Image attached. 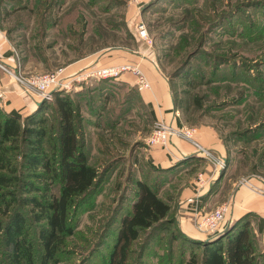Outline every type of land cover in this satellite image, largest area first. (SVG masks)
<instances>
[{
  "label": "rangeland",
  "instance_id": "1",
  "mask_svg": "<svg viewBox=\"0 0 264 264\" xmlns=\"http://www.w3.org/2000/svg\"><path fill=\"white\" fill-rule=\"evenodd\" d=\"M47 1L4 0L9 7H26L0 16V23L9 33L17 59L14 70L20 66L19 72L26 78L65 68L79 57L99 50L128 48L143 54L151 52L159 67H163L166 75L172 76L179 92L188 88L184 86V80L173 77L184 65L192 77H195V71L205 74L206 80L212 77L215 80L198 90L204 107L189 116L180 112V117L183 120L192 117L194 127L197 124L215 127L220 138L227 143L233 160L225 168L227 180L232 178L255 183L253 179H258L260 186L257 187L264 188V164L260 163L264 157V136L244 143L234 134L248 127L264 126V0H156L151 5L148 3L153 0H57L49 13L45 10ZM60 1L64 3L61 6ZM132 9L133 15L130 13ZM224 10L227 13L221 17ZM48 19L57 21V26L49 28L47 36L43 37L42 23L46 24ZM138 21L146 25L152 43L138 34ZM84 24L87 25L86 32ZM202 39L203 46L199 48ZM3 71L8 73L0 66V74ZM120 76H91L74 83L69 92H78L85 84L94 85L101 79L117 81ZM127 95L132 101L130 104L123 103ZM117 98L112 104L114 112L111 105L105 122H99L87 109L83 110L85 119L81 125L86 133L90 163L103 170L106 161L121 156L125 158L108 170L95 193L75 210L76 237L59 264H107L119 222L105 234V224L99 223L102 208L111 205V199L121 194L115 190L118 178L122 176V181H125L132 175L137 180L147 171L144 153L155 119L151 118L149 107L131 91L122 90ZM132 107L134 110L131 111ZM53 113L51 109L49 115ZM121 118L124 119L118 126L106 130L108 124ZM119 138L126 142V148L118 145ZM111 139L113 144H110ZM109 146L112 149L116 147L113 151L117 153L113 157L104 153ZM242 150L247 153L244 158L238 156ZM141 158L142 165L139 163ZM134 183L131 181L129 186L134 187ZM125 194L128 199L124 206L130 210L134 194L130 190ZM173 205L176 212L178 203ZM171 233L174 235L177 230L163 229L153 236L143 234L135 245L133 264H163V256L171 247H174L173 264L189 261L192 253L189 244L182 239L174 241ZM257 245L260 250L264 248L263 239L261 242L258 239Z\"/></svg>",
  "mask_w": 264,
  "mask_h": 264
},
{
  "label": "trees",
  "instance_id": "2",
  "mask_svg": "<svg viewBox=\"0 0 264 264\" xmlns=\"http://www.w3.org/2000/svg\"><path fill=\"white\" fill-rule=\"evenodd\" d=\"M54 1L57 0L47 1L46 12L55 7ZM63 4L60 1L58 5ZM24 8L26 7H9L4 0H0V16ZM226 13L225 11L220 16L223 17ZM55 26L57 21L53 22L52 19H48L46 24L42 23V36L46 37L47 30ZM0 28L9 34L2 23ZM84 30L87 31V25ZM8 37L10 39L9 35ZM202 41L203 39L199 42V48L203 46ZM161 69L166 74L163 67ZM167 77L177 109L187 116L204 107L203 97L199 94L201 91L198 90L215 80L212 77L206 80L205 74L196 71L195 77H192L184 65L173 77L184 80V86L188 88L179 92L172 76ZM122 90L131 91L145 105L136 87L120 79H101L94 85L85 84L82 90L75 93L57 91L52 100L44 101L26 116L10 113L0 106V264L62 262L72 239L76 237V225L73 221L75 210L95 193L108 170L125 158L121 156L106 161L103 170L90 163L86 151V133L81 125L85 119L83 110L87 109L99 122H105L106 114ZM129 95L124 99V104L132 103ZM111 108L114 112V106ZM51 109L55 113L49 115ZM123 119L108 124L106 130L110 131L112 127L118 126ZM184 122L194 126L192 117L186 118ZM262 128L264 129L262 125L248 127L234 134L241 142L248 143L264 136ZM113 142L110 141V144ZM117 143L121 148L127 147L126 142L120 138ZM223 144L228 152V163H232L227 143ZM113 149L106 147L104 153L113 157L117 153ZM245 154L246 151L242 150L238 156L243 157ZM144 157L147 169L145 175L137 180L132 175L127 176L125 181H122V176L118 178L115 190L121 194L116 199L112 198L108 207L102 206L104 208L99 223L105 224V234L119 222L107 264H133L135 245L143 234L153 236L157 231L170 228L177 230L174 235L171 233L174 241L182 239L192 249L189 261L184 264H264V248L260 250L257 245L258 239L262 241L264 218L254 213L233 221L224 232L208 240L192 238L181 230L173 205L174 202L178 203L179 195L174 190L173 180L188 168L187 165L195 164L201 158L195 156L168 168H158L146 159L145 153ZM139 163L142 165V158ZM139 163L137 161L136 164ZM260 163L264 164L263 156ZM224 177L225 174L216 185ZM131 181H135L134 187L129 186ZM129 190L134 194L130 210L124 206L128 199L125 193ZM173 259L174 247H171L168 254L163 256V264H173Z\"/></svg>",
  "mask_w": 264,
  "mask_h": 264
},
{
  "label": "crops",
  "instance_id": "3",
  "mask_svg": "<svg viewBox=\"0 0 264 264\" xmlns=\"http://www.w3.org/2000/svg\"><path fill=\"white\" fill-rule=\"evenodd\" d=\"M148 1L150 0H146V2ZM133 12L132 9L130 13L133 15ZM0 61L3 65L13 70L17 64L13 44L7 33L1 28ZM125 65L135 66L144 74L147 85L143 86V88H140L139 76L133 71L122 72L119 79L138 89L143 102L151 110L155 121H176L179 125H187L181 119L180 111L176 107L170 81L151 52L143 54L128 48H110L79 57L65 67L68 74H74L91 68L122 67ZM38 101V97L26 92L13 76L5 71L1 72L0 106L2 108L10 113L15 112L21 116H26L37 108ZM195 127L197 128L195 134L197 140L210 149L214 156L226 158L225 145L215 127L208 124H201ZM146 156L158 168H168L179 161L184 160L185 162V160L187 161L195 156L201 158L197 163L187 165L188 168L179 173L173 180L174 190L179 193L178 223L181 230L190 237L200 240L208 238L196 228L197 216L200 212L214 210L223 202L230 204L226 228L233 221L248 213H254L264 218V193L257 189L260 180L253 179L255 181L253 183L245 180H232V178L227 180L225 177L224 180L216 185V179L220 171L216 169L212 160L200 156L190 141L175 138L170 145V150L150 147L147 144ZM193 167L194 169H192ZM200 175L212 181L211 184L201 189L198 186V177ZM261 236L264 241V232Z\"/></svg>",
  "mask_w": 264,
  "mask_h": 264
},
{
  "label": "built area",
  "instance_id": "4",
  "mask_svg": "<svg viewBox=\"0 0 264 264\" xmlns=\"http://www.w3.org/2000/svg\"><path fill=\"white\" fill-rule=\"evenodd\" d=\"M136 30L142 38L152 43L143 21H138L136 23ZM0 66L8 73L12 74L26 92L36 95L39 101L52 100L56 91L69 92L74 83L86 80L91 76L111 78L119 76L125 70H131L139 76L140 88L147 85L144 74L141 73L139 68L132 65L91 68L74 74H68L65 67L52 72L31 75L26 78L19 72L20 66H17L14 72L3 65L1 61ZM196 132L197 128L194 126L179 125L176 121L167 122L165 120H156L152 132L147 137L146 143L150 147L170 150L173 139L182 138L190 141L195 146L200 156L212 160L215 163L216 169L219 171L225 169L228 163L227 158L214 156L210 149L206 148L197 140L195 136ZM211 182L212 181L206 179L203 175L198 177V186L201 189L211 184ZM257 189L264 193V188L257 187ZM229 212V203H223L210 212H200L196 219V228L200 233L208 237H213L218 233H222L226 229Z\"/></svg>",
  "mask_w": 264,
  "mask_h": 264
},
{
  "label": "water",
  "instance_id": "5",
  "mask_svg": "<svg viewBox=\"0 0 264 264\" xmlns=\"http://www.w3.org/2000/svg\"><path fill=\"white\" fill-rule=\"evenodd\" d=\"M57 92V91H56ZM44 101H46V100H40V101H38V103H37V107L38 106H40ZM225 174V169H222L220 172H219V175H218V177H217V179H216V183L222 178V176ZM219 234H221V233H218L217 235H219ZM217 235H215V236H217ZM214 237V236H213ZM211 237H208V238H206V240H208V239H210Z\"/></svg>",
  "mask_w": 264,
  "mask_h": 264
}]
</instances>
